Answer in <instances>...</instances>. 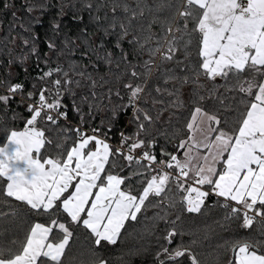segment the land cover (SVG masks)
Returning <instances> with one entry per match:
<instances>
[{
    "label": "snow or ice",
    "instance_id": "snow-or-ice-1",
    "mask_svg": "<svg viewBox=\"0 0 264 264\" xmlns=\"http://www.w3.org/2000/svg\"><path fill=\"white\" fill-rule=\"evenodd\" d=\"M179 3L182 10L177 14L183 20L184 35L188 36L183 45L186 51L198 37L194 68L197 76L202 70L208 79L221 78L226 85L235 80L228 90L242 94L238 101L236 97L232 98L243 106L242 109L231 110L236 114L238 128L234 126L232 131L225 130L228 118L221 119L204 110L199 101L206 97L194 93L197 99L191 101L195 106L186 124L189 135L177 146L185 149L183 159L165 152L167 160H160L158 169H152L151 165L157 163L155 155L144 151L137 159L131 154L144 147L145 141L138 137L146 131L145 122H152L148 112L137 106L144 92L140 84L124 85L128 89V103L113 108L109 118L111 127L121 110L134 108L129 123L136 124L134 136L137 138L121 134V147L113 150L107 142V133L99 127L93 128L89 135L79 126L69 128L59 124L61 118L67 120V114L61 110V97L65 93L74 97L75 93L68 88L73 83L68 73L60 66L50 68L38 80L44 81L55 72L62 73L63 81L57 78L52 80L50 87H41L38 99H34L35 91L27 92L26 97L21 96V104L32 100L26 104L30 118H26L22 131H11L8 143L0 147V181L4 182L0 185V196L5 198V204L12 207L13 217L19 212L6 198L23 204L24 222L28 225L22 240L11 241L15 248L0 244V264H65L66 251L74 237V230H70L72 226L85 229L87 238L98 249L105 245L114 246L126 224L139 222L138 217L149 207H157L164 200H169L170 207H176V202L168 195L173 191L172 186L181 194L179 203L182 211L199 214L208 207L207 198L214 195L218 198L216 204L225 210L223 219L239 222L238 233L252 229L254 221L259 218V236L264 237V0H179ZM3 7L7 9L10 5L5 3ZM86 7L91 9L93 6L89 4ZM27 11H33L32 7ZM111 11V29L117 27L118 11L126 14L127 25L124 22L118 25L119 47L138 13L132 10L128 15L129 6L119 0H114ZM12 15L15 19L16 13ZM139 15L143 16V11ZM95 19L99 20V17ZM190 21L194 23L191 31L188 30ZM54 27L58 29L59 25ZM168 31L172 32V28L169 27ZM176 31L181 29L178 27ZM104 34L112 33L105 29ZM176 39L174 36L169 41L163 59H173ZM179 39L183 40L184 36ZM129 42L138 43L135 39ZM23 43L27 45L29 41L25 39ZM48 47L55 49L56 45L49 42ZM159 50H150V54L154 55ZM31 52L36 53L34 46ZM144 67L151 72L150 61L145 62ZM139 75L135 70L131 72L133 77ZM168 79L180 78L169 76ZM183 82H188L187 77ZM75 83L79 85V81ZM22 89L21 83L9 84L7 94H0V104L8 106L12 97ZM160 91L157 87L156 92ZM214 93L215 89L209 92V96ZM216 99L223 104V98L217 96ZM72 104L80 114L81 124L86 123L85 115L91 116V106L89 113L85 114L75 100ZM173 106L183 107L184 101L177 99ZM224 107L228 109L227 105ZM41 124L45 127H40ZM221 124L225 127H220ZM52 131L60 137L55 145L46 134ZM130 139L132 143L128 144ZM125 144L128 145L126 155L122 151ZM52 147L56 150L55 155L49 156L47 153ZM121 155L129 167L135 163L138 170L130 171L128 176L114 173L117 157ZM145 160L148 161L147 166L141 163ZM164 169L175 170L176 175ZM145 171H155L156 174L137 179L135 185L139 187L134 186L132 178L144 177ZM155 198L159 199L153 203ZM5 215L8 214L0 213V216ZM61 216H64V222H61ZM33 217L39 219L34 220ZM177 234L173 229L163 239L171 244ZM225 243L230 245L232 253L228 264H264V239L249 235ZM185 257L190 264H199L190 248L179 245L169 249L161 245L155 254L154 264H185ZM97 264H108V261L99 259Z\"/></svg>",
    "mask_w": 264,
    "mask_h": 264
},
{
    "label": "trees",
    "instance_id": "trees-1",
    "mask_svg": "<svg viewBox=\"0 0 264 264\" xmlns=\"http://www.w3.org/2000/svg\"><path fill=\"white\" fill-rule=\"evenodd\" d=\"M119 2L129 6L128 15L132 10L138 14L129 28L128 36L123 38L117 47V33L120 32L118 25L121 22L127 25V19L126 14L118 11L115 19L117 27H109L113 22L111 9L114 0H0V81L5 82L0 84V94H7L9 84H23V89L12 97L8 106L0 104V145L6 142L11 131L22 129L26 118H30L26 104L32 100H25V103L21 104V96L26 97L27 92L35 91L34 99H38L41 87H50L52 80L57 78L63 81L62 73L55 72L44 81L38 80L43 72L57 66L68 73V78L73 81L68 88L75 93L74 97L69 93L61 97V110L67 114V120L60 119L59 124L69 128L79 126L89 135L92 134L93 128L99 127L107 133V140L113 150L117 149L114 143L121 138V134L137 138L134 136L137 131L136 124L129 123L135 111L132 107L121 110L116 121L109 127L111 110L128 103V89L124 87L127 83L140 84L144 88L137 106L148 112L152 122H145L146 131L138 137L145 141L144 147L139 150L155 155L157 163L167 160L163 154L165 152L177 157L181 155L183 149H178L177 146L189 135L186 124L195 106L191 101L197 99L194 93L206 97L204 101H199V106L204 110L215 113L221 119L228 118L229 124L225 130L232 131L234 126L238 128L239 125L235 124L236 114L231 110L242 109L243 106L237 103L242 94L228 90L235 84V80L226 85L225 80L221 78L214 81L208 79L202 70L197 76L194 68L197 62L198 37L193 39L192 45L186 51L183 45L188 36L184 35L183 20L177 14L181 9L179 0ZM5 3L10 7L5 9ZM89 4L93 6L91 9L86 7ZM28 7H32L33 11L28 12ZM141 11L143 16L139 15ZM13 12L16 13L15 19ZM96 17H99V20L95 19ZM57 24L58 29L54 27ZM169 27L172 32L168 31ZM178 27L181 31H176ZM193 27L194 23L190 21L188 30L191 31ZM105 29L112 34L105 35ZM182 35L183 40L179 39ZM174 36L177 38L176 51L172 60H165L163 55ZM25 39L29 41L27 45L23 43ZM133 39L138 43L129 42ZM49 42L54 43L56 48L50 49ZM33 46L36 53L31 52ZM157 48L160 50L151 55L150 50ZM149 61L151 72H147L144 67L145 62ZM133 70L140 75L131 76ZM169 76L180 79L170 80ZM184 77H187V83L183 82ZM76 81H79V85ZM33 84L36 85L35 90ZM157 87L161 89L160 92H156ZM213 89L214 95L209 96ZM117 92L120 93L119 96L116 95ZM217 96L223 98V104L216 99ZM233 97H236L237 101H234ZM177 99L184 101L183 107L173 106ZM73 100L85 114L89 113L91 106V116L85 115L86 123L81 124L80 114L73 106ZM40 127L45 126L41 124ZM220 127L225 126L221 124ZM46 134L52 139L53 145L59 142L60 137L55 131ZM129 142L132 143V139ZM55 151L52 147L47 155H55ZM141 163L148 165L146 160ZM133 170H138L135 163L129 167L122 155L117 157L114 173L128 176ZM151 175H155L154 171H145L144 177H133L132 182L134 186L139 187L135 185V181L150 178ZM3 183L0 181V185ZM172 188L173 191L168 195L176 202V207H170L169 200H164L157 207H149L138 217L139 222L126 224L121 238L114 246L105 245L103 249H98L87 238L85 229L72 226L70 230H74V237L70 240V249L66 251L65 264H97L99 259L107 260L108 264H154L155 254L161 245H166L169 249L179 245L188 247L196 254L199 264H228L232 253L230 245L226 246V241L249 235L264 239L258 232L259 218L254 221L252 229L240 230L238 233L239 222L223 219L225 210L216 204L217 197L209 196L206 200L208 207L201 213L189 214L182 211L179 203L181 194L174 186ZM4 199L0 196V213L8 215L0 216V244L15 248L11 241L22 240L28 227L24 222L25 208L20 202L6 198L19 212L18 216L13 217L12 207L5 204ZM157 199L159 198L153 199V203H156ZM60 219L64 222V216ZM173 229L178 234L171 244H167L163 237ZM184 259L185 264H190L187 257Z\"/></svg>",
    "mask_w": 264,
    "mask_h": 264
},
{
    "label": "built area",
    "instance_id": "built-area-1",
    "mask_svg": "<svg viewBox=\"0 0 264 264\" xmlns=\"http://www.w3.org/2000/svg\"><path fill=\"white\" fill-rule=\"evenodd\" d=\"M181 10H182V9H181ZM30 103H32V101H30ZM61 119H63V118H61ZM128 144H130L129 141H128ZM114 145H115L116 148H120V147H121V138H120L117 142H115ZM127 147H128V145L125 144V145L123 146L122 151L127 153ZM131 154H132L133 156L140 157V156L143 154V152H142V151H138V150L136 149V150H134ZM147 162H148V161H147ZM158 166H159L158 163H156V164H152V168H153V169H158ZM164 170H165V171H170V172H172V174H173L174 176L176 175L175 170H169V169H164ZM154 173L156 174L155 171H154ZM205 190H206V189H205ZM213 196H214V195H213ZM220 199H222V198H220Z\"/></svg>",
    "mask_w": 264,
    "mask_h": 264
},
{
    "label": "crops",
    "instance_id": "crops-1",
    "mask_svg": "<svg viewBox=\"0 0 264 264\" xmlns=\"http://www.w3.org/2000/svg\"><path fill=\"white\" fill-rule=\"evenodd\" d=\"M23 130V128L22 129H19V130H17V131H22ZM91 135V134H90ZM215 135V134H214ZM186 140V139H185ZM107 142L110 144V142L107 140ZM8 143V138H7V140H6V142L3 144V145H0V147H3L4 145H6ZM185 151V149H183L182 150V153H181V155L178 157V158H180V159H183V152Z\"/></svg>",
    "mask_w": 264,
    "mask_h": 264
},
{
    "label": "rangeland",
    "instance_id": "rangeland-1",
    "mask_svg": "<svg viewBox=\"0 0 264 264\" xmlns=\"http://www.w3.org/2000/svg\"><path fill=\"white\" fill-rule=\"evenodd\" d=\"M181 9H182V8H181ZM181 9H180V10H181ZM139 149H140V148H139ZM139 149H137V150L140 151Z\"/></svg>",
    "mask_w": 264,
    "mask_h": 264
}]
</instances>
